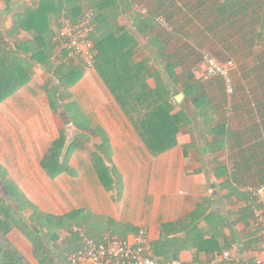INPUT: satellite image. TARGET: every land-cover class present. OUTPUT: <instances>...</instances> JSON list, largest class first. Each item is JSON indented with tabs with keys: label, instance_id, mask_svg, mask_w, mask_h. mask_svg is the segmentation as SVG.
<instances>
[{
	"label": "crops",
	"instance_id": "obj_1",
	"mask_svg": "<svg viewBox=\"0 0 264 264\" xmlns=\"http://www.w3.org/2000/svg\"><path fill=\"white\" fill-rule=\"evenodd\" d=\"M8 1L16 9L39 2L0 0V8ZM223 1L237 0L108 1L91 34L100 37L112 30L118 35L113 49L123 60L113 64L110 74L103 69L106 83L96 66L86 67L82 57L56 43L54 65L82 67V72L70 87L58 88L52 106L55 76L38 62L26 63L29 81L0 102V165L6 178L41 212L83 211L86 219L79 229L88 238L111 233L131 239L143 229L147 252L155 258L202 264L228 251L230 258L219 264H264L263 239L247 206V189L264 183L263 129L233 125L235 93L228 96L220 78L203 80L195 73L204 51L228 54L232 44L233 27L221 22L218 11ZM81 4L86 10L87 3ZM137 7L156 12V22H142L146 14ZM230 12L225 11L224 20L238 19L248 29L257 18L250 10L226 18ZM63 13L50 16L52 32ZM101 21L102 29L96 23ZM11 22L8 12L0 29ZM255 31L257 36L260 29ZM30 38L26 31L18 36ZM246 42L244 48L254 52L263 41ZM202 93L212 101L205 115L204 101H195ZM177 94L183 95L179 101ZM220 104H225L223 114ZM156 105L163 117L176 119L178 129L142 127L151 125ZM221 124L225 129H218ZM154 138L159 145L150 147ZM152 148L164 150L153 153ZM46 156L62 167L53 177L41 166ZM104 167L114 168L119 188L106 175L102 180ZM58 235L62 240L67 233ZM7 238L38 264L19 230L12 229Z\"/></svg>",
	"mask_w": 264,
	"mask_h": 264
},
{
	"label": "trees",
	"instance_id": "obj_2",
	"mask_svg": "<svg viewBox=\"0 0 264 264\" xmlns=\"http://www.w3.org/2000/svg\"><path fill=\"white\" fill-rule=\"evenodd\" d=\"M108 1L110 0H39L36 6L17 9L11 7L8 1L6 7L12 16V22L9 27L0 29V102L11 96L29 81L31 70L26 63L31 62L30 64H32V62H38L46 71L51 72L58 82L57 89L56 87L52 88V96H49L50 105L52 106L55 101L53 97L58 93V88L65 90L70 87L79 78L82 67L66 69L64 66L58 67L54 65L51 56L53 55V47L58 41L56 39L57 31L52 32L49 27L50 16H59L61 11H64L65 15L72 22H75L85 11H82L81 4V2H85L87 3L86 10L90 9L93 11L92 23H95L101 11L105 10L104 5ZM218 8L223 17L221 22L236 29L238 27L236 25L240 24V22L238 19H234L231 22L226 19L224 20L225 11L227 9L231 10L230 16H226V18H234L247 10L253 11L257 18L253 19L254 21H250L248 26L250 30L258 27L260 33L257 36L253 33L254 36L251 38H253V41H264V0H237L229 3L223 1L222 5ZM138 14L140 15V13ZM145 14L142 22L145 19H152L154 21L158 15L151 10ZM96 23L98 24V28L102 29L103 22ZM21 31L29 32L31 38L24 41L19 40L18 36ZM111 31L109 30L100 37L90 34L96 50L94 66L98 68L100 74L102 73V78L106 83L108 77L103 73V69L106 70L107 74H110L113 71V64L121 62L124 57V55H119V52L113 49L114 44L111 41L114 40L115 42L116 38L114 36L118 37V35ZM9 48H11L10 52ZM20 53H23L26 57H19ZM214 54L220 58L216 57L218 60L223 61L217 52H214ZM256 68L264 70V58L260 60ZM75 70H77L76 73ZM258 77L264 80V73L258 75ZM111 78L112 75L109 79ZM263 80H261V84H264ZM203 95V93L200 94L195 101L198 102L201 99L204 101L202 115H205L209 111L212 101L211 99L203 98ZM59 97L62 98V95L59 94ZM249 102H252L248 111L249 120L244 121V124L247 125L239 129H263L264 133V102L256 97L252 98L251 101L249 100ZM160 110L161 107L156 105L149 122H152L151 125H148V123V126L142 127L155 129L156 131L167 129L168 127L172 131L173 129H178V123L175 124L176 119L168 114V116L163 117V114L159 113ZM218 126V129H225L222 124ZM172 136L170 139H172ZM157 144L159 145V140L154 138L150 142V147ZM170 144H172V140L167 143V145ZM163 150L152 148L153 153ZM41 166L50 177L58 174L62 168L56 160L54 162V159L49 156L42 159ZM104 168L103 175L100 173L102 180H104L103 176L106 175L109 182H114L116 188H119L118 176L114 168ZM113 175L115 179L112 180L111 176ZM0 180L7 192V196L2 195L0 192V264H31L7 238V234L12 229L19 230L32 244L33 256L38 264H68V255L82 246L80 233L74 231L73 227L79 228L81 223L86 219L83 211H72L63 216H54L41 212L28 201L14 182H10L6 178V171L1 165ZM8 199L12 203L8 202ZM26 210L31 211L27 217L23 213ZM62 231L66 232L67 235L64 239L58 240V233Z\"/></svg>",
	"mask_w": 264,
	"mask_h": 264
},
{
	"label": "built area",
	"instance_id": "obj_3",
	"mask_svg": "<svg viewBox=\"0 0 264 264\" xmlns=\"http://www.w3.org/2000/svg\"><path fill=\"white\" fill-rule=\"evenodd\" d=\"M142 13L144 8L137 7ZM93 11L85 10L82 15L72 22L63 13L59 20L56 39L59 45L70 55L82 57L88 68L94 67L96 50L90 37L92 30ZM161 24L166 22L159 17ZM235 68L232 59L218 60L208 51L201 56V64L196 70L198 79L220 78L223 81L226 94H234L235 88L231 77V71ZM247 205L249 206L253 220L259 228L264 244V183L251 186L247 189ZM74 231L81 230L74 228ZM145 231L139 230L131 239L120 237L116 234L106 233L99 239L88 238L80 233L82 246L72 251L68 257V264H188L181 259H159L151 256L145 247ZM230 258V253L224 251L202 264H219Z\"/></svg>",
	"mask_w": 264,
	"mask_h": 264
},
{
	"label": "rangeland",
	"instance_id": "obj_4",
	"mask_svg": "<svg viewBox=\"0 0 264 264\" xmlns=\"http://www.w3.org/2000/svg\"><path fill=\"white\" fill-rule=\"evenodd\" d=\"M236 26H238L237 29L231 28L230 37L232 40V44H229L227 46L228 54L221 52H218V54L221 59L224 60L230 58L235 63V69L231 71V77L234 88L236 89L235 95L233 97L234 102L238 101V104L236 109L234 108L233 110L232 117L234 120L233 125L237 124L238 126H240L244 122L243 119L246 118V116L249 118L248 111L252 105V102H249V100L251 101L252 98L254 99V97H256L260 98L264 102V84H261V80H263V78L258 77V75H262L264 73V70H258L256 68V64L258 63V61L264 58V41L259 45L253 47V49L255 50L254 52H251L246 47L244 48V39L247 40V42L251 43L253 41V38H251L250 35H252V33L254 32H257L255 30L258 29V27H255L254 30H249L246 24L241 23ZM240 37H243L244 39H241ZM209 44L211 46V43ZM249 46H251V44ZM210 53L214 57L220 59L216 54L212 52ZM243 62L246 64V68L243 67ZM222 97L224 100V93L222 94ZM224 105L220 104L219 106V110H222V114L225 113ZM0 192L2 195L7 196V192L1 180ZM8 200L11 201L10 199Z\"/></svg>",
	"mask_w": 264,
	"mask_h": 264
},
{
	"label": "water",
	"instance_id": "obj_5",
	"mask_svg": "<svg viewBox=\"0 0 264 264\" xmlns=\"http://www.w3.org/2000/svg\"><path fill=\"white\" fill-rule=\"evenodd\" d=\"M7 14H8V9L6 7L0 8V27L3 25V20ZM181 97H183L182 94L176 95V99L178 101L180 100Z\"/></svg>",
	"mask_w": 264,
	"mask_h": 264
}]
</instances>
